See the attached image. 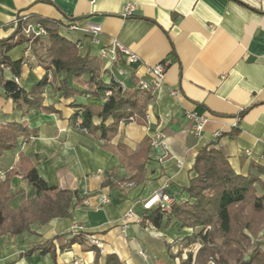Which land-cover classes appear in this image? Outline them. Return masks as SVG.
Wrapping results in <instances>:
<instances>
[{"label": "crops", "instance_id": "obj_1", "mask_svg": "<svg viewBox=\"0 0 264 264\" xmlns=\"http://www.w3.org/2000/svg\"><path fill=\"white\" fill-rule=\"evenodd\" d=\"M127 5L134 8L124 15ZM19 16L59 22L62 27L75 23V30L61 27L59 32L76 44L81 56L97 57L100 46L108 48L115 40L138 57L133 65L125 57L116 62L100 57L103 86L115 82L132 92L133 79L149 80L148 68L164 61L169 65L161 86L152 92L146 120L120 122L109 140L99 131H80L72 121L78 110L74 106L80 105L92 110L93 125L102 123L98 110L106 99L91 94L94 86L87 83V76L67 77L68 87L81 94L64 97L58 87L65 75L49 73L34 96L47 110L16 104L0 88V126L16 122L36 131L26 141L19 138L16 149L0 158V172L15 165L22 153L45 183L76 191L82 199L70 218L34 223L19 236H1L0 264H72L74 258L92 264L95 252L86 240L57 252L54 259L38 252L22 255L48 240L57 249L72 236L74 225L101 242V256L114 254L125 264H173L165 245L176 237L177 229L164 224L155 228L146 218L151 208L144 203L155 191L176 202L187 199L183 189L193 176L194 157L208 143L225 154L235 173L255 175L264 183V0H0V39L11 34ZM88 25L100 26V45L90 42ZM42 53L39 45L27 43L8 53L13 61L23 60L18 84L26 92L46 75L37 61ZM0 75L4 80L16 78L9 68L0 67ZM186 113L208 117L202 139L193 136ZM111 121L108 118L104 125ZM156 131L163 134L168 157L158 164L149 150L144 181L121 190L118 183L131 181L134 175L121 156L137 153ZM215 132L220 133L218 138ZM14 191L27 198L35 195L34 188L17 176L11 181L10 192ZM101 196L108 202L99 203ZM18 200L15 197L11 206L16 207ZM128 210L137 220L122 233L121 217Z\"/></svg>", "mask_w": 264, "mask_h": 264}, {"label": "trees", "instance_id": "obj_2", "mask_svg": "<svg viewBox=\"0 0 264 264\" xmlns=\"http://www.w3.org/2000/svg\"><path fill=\"white\" fill-rule=\"evenodd\" d=\"M27 21L40 22L45 27L47 36L43 39L26 37L22 28ZM61 27L59 22L41 18L30 20L28 17L19 16L11 34L0 39V67L9 68L18 78L23 60H11L9 51L24 43L32 47L39 45L43 53L37 56V61L46 70V75L29 92L15 81L4 80L0 75V88L16 104L23 102L27 107L47 110L41 106L40 99L34 96L38 88L47 83L49 73L65 75L58 87L64 97L81 94L80 91L68 87L67 77L87 76V83L94 86L91 94L105 97L106 101L98 110V117L102 120L98 126L92 124L93 112L90 108L74 106L78 110L73 114L72 121L75 123L80 117L81 129L90 134L99 131L102 139L109 140L120 122L135 119L139 122L145 121L153 90L139 88L137 78L133 79L132 92L121 90L115 82L103 86L100 76L104 71L100 56H81L76 44L60 34ZM108 118L112 121L105 126ZM35 134V130L16 122L0 126V158L6 152L16 149L19 138L26 141ZM149 143L150 138H147L137 153L121 156L122 162L134 172L130 178L134 183H141L145 179ZM190 172L193 176L183 189L187 199L179 202L174 199L168 213L152 207L146 215L155 228L164 224L165 227L172 226L177 229L176 237L165 245L168 258L173 262L177 258L178 264H192L193 257L197 264H206L209 257L214 258L217 264H230L232 261L235 264H264V241L258 239V234L264 229V183L261 179L252 174L243 176L235 173L225 154L211 143L198 151ZM3 175L4 178L0 180V237H14L29 232L34 223L46 225L52 219L70 218L73 209L82 202L78 192L57 190L45 183L38 176L31 161L22 153L19 154L18 162ZM16 176L26 180L34 188L33 197L27 198L20 191L10 192L11 181ZM17 196L18 204L13 207L10 202ZM182 231L187 233L179 236L178 233ZM71 235L57 249L53 240H48L22 255L30 256L38 252L40 255L51 254L54 259L57 252L62 253L73 244L87 241V234L83 232ZM196 246L198 250L194 254ZM90 248L95 252L92 264H125L114 254L101 256L97 247L90 244Z\"/></svg>", "mask_w": 264, "mask_h": 264}, {"label": "built area", "instance_id": "obj_3", "mask_svg": "<svg viewBox=\"0 0 264 264\" xmlns=\"http://www.w3.org/2000/svg\"><path fill=\"white\" fill-rule=\"evenodd\" d=\"M131 5H127L123 11L124 15H128L132 12ZM26 17V16H23ZM16 20L14 23H16ZM63 30H69L73 31L76 29L75 23L70 22L66 26L62 27ZM23 33L26 37H34V38H45L47 36V31L43 25H41L40 22L37 21H27L23 25ZM85 33L89 37L90 42L93 45H100L99 35L101 33L100 26L98 25H88L85 28ZM99 56L103 59H108L110 62H116L121 57H125V60L127 64L133 65L138 62V57L131 53L126 47L119 44L117 41H113L111 45L107 47H99ZM169 65V62L164 61L161 62L153 67L148 68L147 75L149 76V80H144L143 78L138 80V86L139 88L143 90H157L162 82H163V76L164 73ZM14 81L16 83H19L18 78H15ZM110 93V91H109ZM108 93V94H109ZM172 95H175V92L171 93ZM185 117L187 120H189L192 124L191 130L193 133V136L200 140L203 137V131L205 130L204 127L207 123L208 117L206 116H199L194 113H186ZM75 121L74 126L79 129L80 131L85 132L83 129H81L82 120L80 117H78ZM220 136L219 132L214 133V138H217ZM150 151L154 154V159L158 164H163L166 158L168 157L167 152L164 150L163 147V134L159 131H156L152 133L150 136ZM246 155H249V152H246ZM182 163L178 161L176 163V167L180 168ZM4 178V175L2 172H0V180ZM118 187L121 190H128L130 188L135 187L134 182L132 181H122L118 183ZM174 199L169 196L168 194L162 192V191H155L152 196L144 203V207L149 209L152 207H158L162 212L168 213L170 211V206L173 203ZM108 198L106 196H101L99 198V203H107ZM137 220L136 214L133 210H128V212H125L123 216L121 217V232L125 233V230L129 228L131 224H133ZM82 226L80 225H74L71 228V233L76 234L78 232L82 231ZM87 241L91 244L97 247L100 250V253L102 254L103 248L101 245V242L95 238L94 236H87ZM141 254V253H140ZM72 264H82L81 260L78 258H74L72 261Z\"/></svg>", "mask_w": 264, "mask_h": 264}, {"label": "rangeland", "instance_id": "obj_4", "mask_svg": "<svg viewBox=\"0 0 264 264\" xmlns=\"http://www.w3.org/2000/svg\"><path fill=\"white\" fill-rule=\"evenodd\" d=\"M42 51H43V49H42ZM263 233H264V229L261 230L260 233L258 234V237H259L258 239H261L262 241H264ZM194 250H195V252H194V254H195V253L197 252V250H198V246H196V247L194 248ZM183 257L186 258L185 255H184ZM178 262H179V260L176 258V259H175V262H173V264H174V263H175V264H178ZM192 264H197V263H196V260H195L194 257L192 258ZM206 264H217V263H216V261H215L214 258L209 257L208 260H207V262H206ZM230 264H235V263L232 261V262H230Z\"/></svg>", "mask_w": 264, "mask_h": 264}]
</instances>
